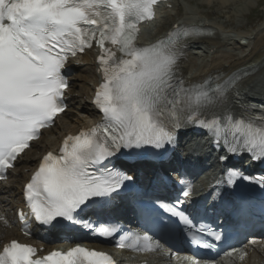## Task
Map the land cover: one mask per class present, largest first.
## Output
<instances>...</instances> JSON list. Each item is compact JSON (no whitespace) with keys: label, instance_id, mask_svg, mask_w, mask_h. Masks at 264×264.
<instances>
[{"label":"snow or ice","instance_id":"1","mask_svg":"<svg viewBox=\"0 0 264 264\" xmlns=\"http://www.w3.org/2000/svg\"><path fill=\"white\" fill-rule=\"evenodd\" d=\"M158 0H0V179L17 156L64 112L68 82L66 63L95 44L102 82L93 103L102 122L68 136L60 155L47 153L24 188L34 219L44 225L78 223L92 205L107 203L127 189L133 176L117 167L120 155L135 160L147 149H163L177 140V130L195 124L221 140L232 155L250 154L264 163V114L234 118L206 114L222 104L236 77L210 87V81L189 84L179 71L185 44L205 35L202 29L177 27L164 40L137 46L138 25L154 18ZM117 53L120 55L118 56ZM244 75H247L245 73ZM127 150V151H125ZM222 159H227L224 157ZM255 183L264 189V176L249 177L229 169L227 184ZM141 198L139 190L131 193ZM189 190H182L187 198ZM182 200L159 198L144 202L139 211L161 229L179 224L192 241L205 249L223 238L218 228L197 224L182 209ZM23 218V217H22ZM119 229L100 227L112 237ZM152 237L121 244L138 251L154 250ZM36 250L15 240L0 252V264H112L105 253L83 247L54 251L34 259Z\"/></svg>","mask_w":264,"mask_h":264},{"label":"bare ground","instance_id":"2","mask_svg":"<svg viewBox=\"0 0 264 264\" xmlns=\"http://www.w3.org/2000/svg\"><path fill=\"white\" fill-rule=\"evenodd\" d=\"M187 1L189 0H186V2ZM243 1L244 0H219L222 6L230 2H234L235 4V2ZM189 3L191 4L193 2L189 1ZM170 4L174 10L176 7L175 0L171 1ZM166 8V6H163L158 9L156 18L164 14L168 15V10H166ZM188 16L189 14H186L185 18L174 20L169 24L170 26L167 30H164V28L162 31L158 30L159 32L152 36L150 40L155 43L164 31L167 32L173 28L175 24H181L191 19L194 22L200 23L202 26L210 27L215 30L217 32L215 39L195 42L189 46L185 54V59L179 63L180 72L189 83H201L210 76L222 75L223 78H228L237 70L246 68L245 71L249 73L252 72V74L240 80L236 85L234 94L227 98L222 105L212 109L208 113L220 116L222 123H226L224 117L228 113H231L234 118L253 115L254 113L251 112L255 107L253 103L264 102V87L263 85L261 86L262 81L260 80L262 79L261 76H264V19H261L256 27L247 28L246 25L238 24V19L235 15L226 21L220 19V21L213 20L208 17V20H199L192 15ZM219 18H221V16H219ZM199 54H203V59L200 64L198 63V59H200V57H198ZM97 56H99L98 51H91L87 52L83 57L78 58L79 61L85 62L91 66L92 87H80L78 83L76 84L74 79L81 78L86 81V77L84 76V72L80 71L81 69L77 61H74L70 65L73 74L69 77L71 81L67 111L57 119L51 130L42 134L40 141L35 142L33 146H31L25 153L23 159L18 162L17 168L9 172V180L2 183L0 187V252L6 244L11 243L13 240L33 243L36 240L39 241L42 239L38 234H36L34 239H28L22 235V229L18 223L15 210L18 211L22 206L25 183L30 178V172L36 168L38 161L42 159L43 154L57 147L61 140L68 134L77 133L81 127L89 124L87 122L78 121L76 116L72 115V112L78 113L81 110L93 116V118L96 116V107L93 104L95 96L94 84L100 79ZM78 71L81 73L79 74ZM76 88L79 90H76ZM222 143L224 144L223 140ZM182 144L184 145V141L181 143V146ZM181 148H184V146ZM219 155H221V153ZM241 155H246V153ZM233 156L235 157L236 155ZM249 160L251 159L248 158L247 162ZM240 162H242V160H239V163ZM5 209H7V212H5ZM36 230L39 231L40 228L37 227ZM262 238L250 239L247 244L243 246V252L247 253L246 259L242 263L235 261V264H264V240ZM164 260L168 262L171 261L170 258L165 257Z\"/></svg>","mask_w":264,"mask_h":264},{"label":"rangeland","instance_id":"3","mask_svg":"<svg viewBox=\"0 0 264 264\" xmlns=\"http://www.w3.org/2000/svg\"><path fill=\"white\" fill-rule=\"evenodd\" d=\"M189 1L193 3L190 4ZM189 1L186 2V0H178V7L176 5L177 8L175 7L176 9L174 8V11H172L170 15H168L166 18H164L161 21V23L159 24L160 28L154 27L148 33V36H151L152 34L159 32L163 28H167L168 26H170L169 24L172 23L174 20H179L180 18H182L183 15L186 14V12L193 13L194 15L197 16V18L201 20H208V18L209 19L212 18L213 20L220 19L222 21H226L235 15L238 19V24L246 25L247 28L256 27L261 21V19L262 20L264 19V1L263 0L261 1L260 0H244L243 2H235V4L234 2L232 3L230 2L229 4L223 5V6L220 4L219 0L218 1L217 0H211V1L210 0H189ZM259 2L260 3L262 2L261 3L262 5ZM164 15L166 16L167 14H164ZM219 16H221V18H219ZM201 61L202 59L199 60V62ZM79 67L81 69L80 71L84 72L86 81L81 78H76L74 79V82L76 84L78 83L80 87L82 86L92 87L93 83L91 81V73H92L91 66L87 63L81 62ZM78 73L80 74L81 72L78 71ZM76 90H79V89L76 88ZM72 115H75L76 119L81 122L90 123V121L92 120V117L89 114H87L85 111L80 110L78 113L72 112ZM60 125H61V122H60ZM5 212H7V209H5Z\"/></svg>","mask_w":264,"mask_h":264}]
</instances>
